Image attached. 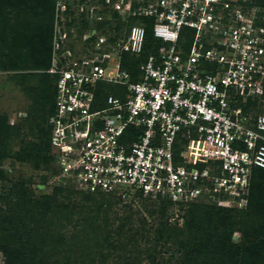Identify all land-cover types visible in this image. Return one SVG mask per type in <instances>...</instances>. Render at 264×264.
<instances>
[{
	"label": "built area",
	"instance_id": "built-area-1",
	"mask_svg": "<svg viewBox=\"0 0 264 264\" xmlns=\"http://www.w3.org/2000/svg\"><path fill=\"white\" fill-rule=\"evenodd\" d=\"M74 1L55 0L57 11ZM143 9L156 40L144 59L146 26L132 24L57 71L52 179L175 207H246L264 169V114L247 109L264 94V7L156 0Z\"/></svg>",
	"mask_w": 264,
	"mask_h": 264
},
{
	"label": "trees",
	"instance_id": "trees-1",
	"mask_svg": "<svg viewBox=\"0 0 264 264\" xmlns=\"http://www.w3.org/2000/svg\"><path fill=\"white\" fill-rule=\"evenodd\" d=\"M251 5L264 7V2L256 1ZM54 6L55 0H0V42L5 43L10 32L16 35L10 45V52L6 55L10 60H16L19 56L18 50L22 47L21 42H24L26 49L24 57L30 59L35 67H46L49 64L53 38L51 9L54 10ZM9 9L16 10L15 20L19 24L24 22L23 26H13L9 30L11 19L5 17L9 14ZM32 21L37 23L33 25ZM153 23L152 18H144L142 25L147 29L146 52L137 61L144 59L150 53L156 41L152 33ZM1 48H3L2 44ZM42 85L46 86L44 82ZM56 94L55 84L52 95L47 93L43 95L45 101L52 105V115L55 112ZM98 97L102 98L103 95L99 94ZM255 100L257 99H251L248 103V110ZM31 130L33 133L36 132V141L25 142L22 150L16 152L15 158L33 164L36 168L54 162L55 170L48 175L52 179L59 173V169L56 156L50 154L51 125L49 129L38 125L36 130ZM21 137L27 139L29 135H22L19 127L9 125L8 118L0 112V186L7 180V174L1 168L2 161L11 155L12 143ZM57 184L61 190L66 186L76 188L69 180L65 184L58 182ZM24 188L25 184L19 182L8 195L0 193V201L5 203L0 206V251L5 257V262L0 264H105L108 260V252L116 254V259L120 258V252H124L128 258L133 259L131 263L126 264H141L143 254H150L151 251L152 254H159L161 252L158 250L164 251L168 246L171 247H168L167 251L171 249L173 251L171 257L173 261L170 259L163 263V259L160 261L154 257L153 264H264V169L262 168H256L253 172L246 207L228 208L210 202L212 205L193 210L183 225L162 220L155 230L156 248L146 251L141 247L140 242L152 234L151 228L145 224L137 226L133 222L128 223L131 219L127 217L120 219L118 229H110L108 212H101L103 202L99 206L80 207L78 212L81 217L75 225V230L69 233V238L61 232L56 234L49 230L41 233L37 228L28 227L24 210L33 201L26 197ZM80 190L86 194L85 201L112 194ZM73 193L75 191L69 190V195ZM161 200L171 208L175 207L171 201ZM53 202L59 200H51V209H48V212L52 213V219L62 214V217L71 222L75 207L68 210L67 207L60 205L57 207L58 210H53ZM102 219H105L104 226L101 224ZM89 223L90 227L87 225ZM237 232L240 234L239 240L234 239Z\"/></svg>",
	"mask_w": 264,
	"mask_h": 264
},
{
	"label": "rangeland",
	"instance_id": "rangeland-1",
	"mask_svg": "<svg viewBox=\"0 0 264 264\" xmlns=\"http://www.w3.org/2000/svg\"><path fill=\"white\" fill-rule=\"evenodd\" d=\"M152 1L156 0H75L73 4L60 11H57L54 6V10L51 9V13L53 12L52 55L46 67H35L30 59L24 57L26 55L24 42H21L22 47L21 50H18L19 56L15 61L6 56L10 52V45L16 36L14 32L9 33L5 43L0 42V45L3 46L0 49V112L8 118L9 125L19 127L22 135H29L27 139L21 137L15 140L11 146V155L2 161L1 168L7 174V180L1 183L0 193L8 195L16 183L25 184V195L33 201L24 210L28 227L37 228L39 232L49 230L56 234L61 232L69 238V233L75 230V225L81 217L78 212L80 207L82 205L99 206L103 202L101 212H108V227L110 229H118L120 219L127 217L131 219L128 220V223L133 222L137 226L145 224L151 228L152 234L140 242L141 247L146 251L156 248L155 230L162 220L183 225L193 210L212 205L211 201L201 200L171 208L160 198L140 193H112L105 197L97 196L92 201H85L86 194L77 187L66 186L64 190H61L57 184L58 181L48 177L49 173L55 170L54 162L48 166L36 168L33 164L15 158L16 152L22 150L25 142L36 141V132L33 133L31 129L36 130L38 125H42L46 129L50 128L52 105L45 101L43 95L45 93L52 95L58 79L57 71L63 65L68 64L70 59L84 56L88 51L96 48L100 43L101 36H107L108 43L113 42L116 37L125 34L132 24H143L145 18L142 14L143 7ZM256 1L264 2V0H241L244 6L249 7ZM16 15L15 9H9V14L5 16L11 19L9 30L13 26L21 27L24 24V22L19 24L15 20ZM32 22L35 25L36 21ZM6 26L7 24H5ZM57 32L58 37L60 35L58 39L60 46L57 49L59 55L54 58V34ZM43 82L45 87L42 85ZM114 89L112 87V90ZM256 99L255 103L250 106L251 113L254 115L264 114V94ZM50 154L56 156V151L52 147H50ZM69 190L75 191V193L69 195ZM53 199L59 200V202H53V210H58L57 207L60 205L67 207L68 210L75 207V214L71 222L62 217V214L57 215L56 219H52V213L48 212V209H51L50 203ZM1 205H5V203L0 201ZM217 205L223 206L219 203ZM104 218L107 219L106 216ZM105 219L101 221L103 226ZM87 225L90 227V223ZM239 235L238 232L235 233L234 239L239 240ZM168 247L164 251L158 250L161 252L159 254H152V251L150 254L144 252L146 254H143L141 264H153L154 257L160 261L163 259V263L172 260L173 251L172 249L167 251ZM107 254L108 260L105 261V264H126L133 260L128 258L124 252H120L119 259H116L114 253L108 252ZM4 262L5 257L0 251V263Z\"/></svg>",
	"mask_w": 264,
	"mask_h": 264
}]
</instances>
